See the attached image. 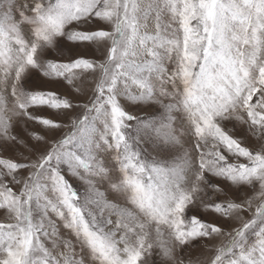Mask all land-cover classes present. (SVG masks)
<instances>
[{
	"label": "snow or ice",
	"instance_id": "1",
	"mask_svg": "<svg viewBox=\"0 0 264 264\" xmlns=\"http://www.w3.org/2000/svg\"><path fill=\"white\" fill-rule=\"evenodd\" d=\"M0 264H264V0H0Z\"/></svg>",
	"mask_w": 264,
	"mask_h": 264
},
{
	"label": "rangeland",
	"instance_id": "2",
	"mask_svg": "<svg viewBox=\"0 0 264 264\" xmlns=\"http://www.w3.org/2000/svg\"><path fill=\"white\" fill-rule=\"evenodd\" d=\"M91 54H94V53H91Z\"/></svg>",
	"mask_w": 264,
	"mask_h": 264
}]
</instances>
